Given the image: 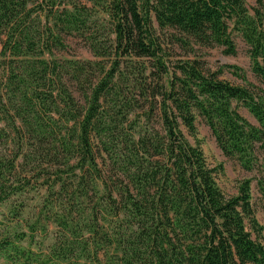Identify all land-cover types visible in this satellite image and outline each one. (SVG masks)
I'll return each mask as SVG.
<instances>
[{
  "label": "trees",
  "instance_id": "trees-1",
  "mask_svg": "<svg viewBox=\"0 0 264 264\" xmlns=\"http://www.w3.org/2000/svg\"><path fill=\"white\" fill-rule=\"evenodd\" d=\"M233 30L264 82V0H0V144L16 145L0 203L36 182L46 203L91 206L123 264H264L252 179L225 194L184 133L202 118L264 195V89L170 60L174 44L235 55ZM75 41L91 56H68Z\"/></svg>",
  "mask_w": 264,
  "mask_h": 264
},
{
  "label": "rangeland",
  "instance_id": "rangeland-1",
  "mask_svg": "<svg viewBox=\"0 0 264 264\" xmlns=\"http://www.w3.org/2000/svg\"><path fill=\"white\" fill-rule=\"evenodd\" d=\"M245 2L253 13L256 0ZM232 36L237 47L235 55L223 53L220 47L201 48L195 45L196 51L193 52L174 44L170 60L176 61L197 54L211 71L219 72L220 78L237 85L252 82L264 89V82L252 71L248 45L237 31L233 30ZM167 42L170 46V41ZM67 55L91 56L83 41H75ZM236 107L241 115L257 124L246 107ZM184 133L190 143L198 144L203 149L209 166L222 164L216 180L225 194H236L241 180L252 179L251 202L263 228V241L264 195L258 189L256 172L247 171L237 161L226 157L202 118L197 119L195 137L186 129ZM3 142L0 144L1 154L11 158L16 145L11 140ZM45 195L46 186L32 182L25 190L0 203V264H123L122 253L116 248L114 239L111 243H105V238L114 237L115 230L110 222L104 220L102 212L94 219L91 206H85L82 213L78 211L80 208L69 211L67 205L46 203ZM252 235L256 237L253 231Z\"/></svg>",
  "mask_w": 264,
  "mask_h": 264
}]
</instances>
